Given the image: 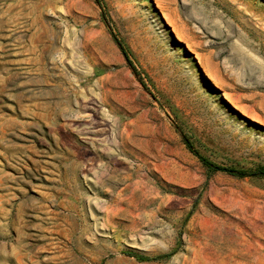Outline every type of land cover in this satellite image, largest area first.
Wrapping results in <instances>:
<instances>
[{"label":"rangeland","instance_id":"rangeland-1","mask_svg":"<svg viewBox=\"0 0 264 264\" xmlns=\"http://www.w3.org/2000/svg\"><path fill=\"white\" fill-rule=\"evenodd\" d=\"M184 134L264 166V0H0V264H264V177Z\"/></svg>","mask_w":264,"mask_h":264},{"label":"trees","instance_id":"trees-1","mask_svg":"<svg viewBox=\"0 0 264 264\" xmlns=\"http://www.w3.org/2000/svg\"><path fill=\"white\" fill-rule=\"evenodd\" d=\"M98 1L100 2V0H98ZM120 46L122 48V51H123L126 59L131 64V66L134 68L133 63H132L131 59L129 58L128 51L126 50L124 45H122L121 43H120ZM184 140H185L188 148L192 152H194V154L196 156H198L199 159L211 171H224V172H228L232 175L239 176V177H264V166H259V167H256L254 169H244V168H236V167H232V166H225V165L217 164L214 161L210 160L205 155H203L198 149H196L194 147V145L192 144V142L190 141V139L185 134H184ZM127 254L130 256H137L138 258H140L142 260H159V259H164V258L169 257L172 254V252L167 253V254H162V255H159V256H156L153 258L138 256V255H135L133 253H127Z\"/></svg>","mask_w":264,"mask_h":264}]
</instances>
